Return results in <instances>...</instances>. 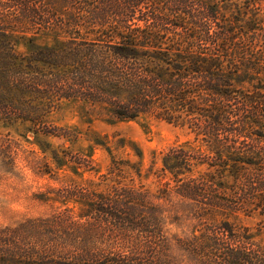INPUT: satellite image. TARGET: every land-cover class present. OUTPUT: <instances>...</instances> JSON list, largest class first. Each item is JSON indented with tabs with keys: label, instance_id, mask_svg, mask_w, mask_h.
Instances as JSON below:
<instances>
[{
	"label": "trees",
	"instance_id": "trees-1",
	"mask_svg": "<svg viewBox=\"0 0 264 264\" xmlns=\"http://www.w3.org/2000/svg\"><path fill=\"white\" fill-rule=\"evenodd\" d=\"M64 101L110 123L154 114L202 146L171 145L145 169L132 141L116 145L136 159L97 141L107 173L66 179L41 199L73 207L0 227V264H176L175 248L189 264H264V243L223 218L264 215V0H0V121L30 124L37 142L77 139L48 119ZM91 150L41 143L33 165L52 179L82 176L97 172ZM25 151L3 138L0 167L11 171ZM151 177L156 190L136 184ZM176 200L223 219L169 236Z\"/></svg>",
	"mask_w": 264,
	"mask_h": 264
},
{
	"label": "rangeland",
	"instance_id": "rangeland-1",
	"mask_svg": "<svg viewBox=\"0 0 264 264\" xmlns=\"http://www.w3.org/2000/svg\"><path fill=\"white\" fill-rule=\"evenodd\" d=\"M40 43L53 42L52 38H39ZM27 40L19 42V49H27ZM54 125L68 129H77V139L73 137L59 138L55 136H41L40 142L35 140L32 131H29L30 124L15 125L6 124L0 121V142L8 136L20 138L27 151L21 152L16 160L14 168L9 171L0 167V227L14 226L21 220L29 217L45 216L52 214L56 209L73 207L74 204L62 205L60 202L41 200L49 195L51 188H59L69 178L77 180L99 181L102 174L107 173L111 156L108 150L97 141H108L117 157H131L136 159L131 148H118L116 143L125 138L135 143L143 151V166L148 168L152 161L160 166L161 152L176 143L189 141L193 146H202L201 141L195 140V135L186 127H180L166 119L157 117L154 114H141L134 120L116 121L110 123L103 117L90 115L79 103L64 101L61 107L52 111L48 117ZM11 133V134H10ZM29 135V142L24 135ZM256 137V136H255ZM245 138H238V142ZM247 140L246 142H250ZM41 143L51 144L52 149L68 151H84L92 153V159L97 172H86L82 176H75L69 169L62 172L58 179L39 174L38 168L33 165L38 155H41ZM91 148V149H90ZM144 184L151 190H156L159 181L156 177L149 179H136V184ZM46 193L47 196L43 194ZM172 207L170 217L177 216V225H168V234L173 233L189 235L192 228H199L200 218L206 220H218L227 218L237 228L248 229L255 240L264 243V215L254 212H232L222 215L213 211H204L200 206L182 203L176 200ZM75 215H78V206L75 207ZM223 216V218H222ZM198 233V232H197ZM176 264H189L177 248L172 253Z\"/></svg>",
	"mask_w": 264,
	"mask_h": 264
}]
</instances>
